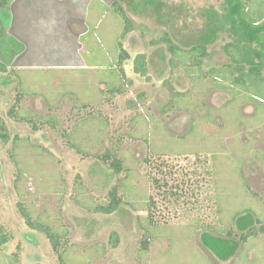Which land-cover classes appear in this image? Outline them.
Returning <instances> with one entry per match:
<instances>
[{"label":"rangeland","instance_id":"obj_1","mask_svg":"<svg viewBox=\"0 0 264 264\" xmlns=\"http://www.w3.org/2000/svg\"><path fill=\"white\" fill-rule=\"evenodd\" d=\"M114 2L133 25L123 37ZM252 4L264 16V0ZM5 12L0 113L12 140H0V224L11 238L0 264H61L20 202L64 231L66 264H264V99L226 80L256 46L234 36L224 0H11ZM164 33L183 50L205 45L202 65L172 68ZM169 86L183 96L172 101ZM116 149L120 174L97 157ZM115 185L123 205L94 212Z\"/></svg>","mask_w":264,"mask_h":264},{"label":"trees","instance_id":"obj_2","mask_svg":"<svg viewBox=\"0 0 264 264\" xmlns=\"http://www.w3.org/2000/svg\"><path fill=\"white\" fill-rule=\"evenodd\" d=\"M253 0H224L229 9V14L236 19L238 25H234L232 28V32L234 36L243 35L244 39L248 41L251 45L254 44L256 49L254 50L253 59L248 60L241 47L237 44H229L227 48L233 46V51H228L227 53L230 55L232 62L234 64H244L247 62L248 70L243 71L236 74L235 80L231 81L229 75L226 80L230 81L231 84L236 86H240L244 88L248 94H251V99L256 101L258 104H262L259 97L264 99V75L262 71L264 69V16L263 15H254L252 13L253 9ZM11 3V0H0V52L2 47V41L7 37V27L4 22L3 15L4 10H6ZM114 11L122 18L124 23V29L121 33V36L128 34L133 29V25L129 17L127 16L124 9L118 3L114 2ZM8 16V14H7ZM6 17V16H5ZM13 42V45L18 48L21 45H18V42L15 38L10 39ZM161 42L167 45L168 51L172 54L170 59V63L172 68H176L177 64L180 62L183 64H188L193 62L196 66L202 65V59L207 55V49L205 45L198 44L192 47L189 50H183L179 46H177L171 39V37L164 33L161 38ZM118 48L120 49L119 54V64L122 67V64L125 60L130 58V54L123 48L122 43H118ZM122 73L125 74L123 67ZM8 72V66L0 60V73ZM135 72L144 75L149 73L148 60L146 54H138L135 58ZM214 72H220L219 70H214ZM233 74V71L231 72ZM168 81L165 83L168 86ZM169 92L171 94L172 101L176 100V97L183 96V94L176 92L172 87H168ZM121 92L122 89H117ZM116 90V91H117ZM114 91V88H113ZM255 97V98H254ZM259 100V101H258ZM169 101L166 104V108L169 107L172 103ZM258 106V105H257ZM0 110H1V96H0ZM165 110V109H164ZM15 108L10 110V115H15ZM0 140L3 143H9L12 140V135L9 131L8 125L3 119L0 113ZM17 136L13 138V144L16 146ZM117 149L114 152L107 151L104 154L97 156L100 160H102L105 164H107L115 173L120 174L124 167L123 161L118 156ZM124 203L123 196L119 193L118 185H115L111 188L108 193V201L106 203H101L93 208L94 212L102 213V214H112L116 212L121 205ZM18 209L25 219L27 225L43 235L50 241L54 252L57 254L59 261L61 264H66V260L64 258L65 247L69 244V240L65 237L63 230H57L54 226L48 221L41 217H37L32 210L28 209L22 202L19 203ZM243 212L238 213L235 218L242 216ZM260 222L264 227V221L259 218L256 219V223ZM227 234L230 237H233V232L229 228ZM236 234V233H235ZM258 234V229L256 228V224L247 227L246 231L241 233V239L247 240L249 237H255ZM11 236L5 232L4 227L0 224V244H5L10 240ZM111 242L113 247H117L119 243V234L117 232H113L111 234ZM149 246V239H145L143 241L144 249H147Z\"/></svg>","mask_w":264,"mask_h":264},{"label":"crops","instance_id":"obj_3","mask_svg":"<svg viewBox=\"0 0 264 264\" xmlns=\"http://www.w3.org/2000/svg\"><path fill=\"white\" fill-rule=\"evenodd\" d=\"M87 7V6H86ZM87 9V8H86ZM86 11V10H85ZM13 17H14V19H17V17L13 14ZM14 35H15V37H16V39H18V40H21L22 41V43L24 44V47L26 48V50H25V52H23L24 53V55H23V58H24V60H27V59H29L28 57H27V52H28V47H27V45L24 43L25 42V39H23L22 38V35L18 32V31H16V30H14ZM26 62V61H25ZM29 62V61H28ZM28 62H26V63H28ZM31 63H33L32 61H30Z\"/></svg>","mask_w":264,"mask_h":264}]
</instances>
